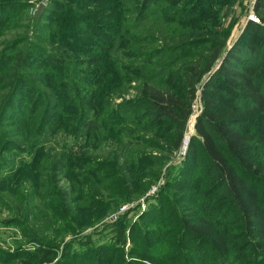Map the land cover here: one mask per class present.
<instances>
[{
	"label": "rangeland",
	"instance_id": "rangeland-1",
	"mask_svg": "<svg viewBox=\"0 0 264 264\" xmlns=\"http://www.w3.org/2000/svg\"><path fill=\"white\" fill-rule=\"evenodd\" d=\"M23 1L26 6L21 5ZM13 2L7 1V5L0 7V50L12 41L24 38L16 49L27 47L32 56L24 68L23 84L16 89V98L0 121V264H17L20 259L31 257L26 249L33 240L43 247L44 251H39L42 256L52 261L44 264L55 261L63 264H69V261L75 264H139V261L166 264L152 257V251L155 253L158 248L152 236L163 228V224L168 226L167 208L156 214L148 209L155 194L171 176V168L176 169L186 156L189 144L186 136L190 140L196 118L202 111L200 87L177 146L176 131L169 119L160 125L143 126L145 121H132L136 119L140 107L110 113L108 106L140 94V82L136 80L140 74V57L136 55L141 54H137L141 47L135 42L140 36L141 26L145 27L152 41L151 45L144 47L145 52L166 47L169 58L177 60L175 69L200 55H207L204 49L209 44H202L197 50L189 49L184 46L189 38L205 36L223 41L224 52L239 38L247 40L244 31L247 22L253 20L250 16L253 14L258 18L253 21L261 22L264 20V7L257 9L256 0ZM41 2L44 7L36 17ZM165 7L173 8L174 12L168 15V11L162 10ZM64 16H67L66 20H62ZM177 16L182 20L191 19L190 25L198 23L203 28L197 33H190L186 29L189 25L175 23ZM125 36L130 40L127 41ZM128 42L133 44L136 53L131 48L132 52L127 50ZM110 44H114L112 51L100 48ZM190 50L195 55H188ZM51 52L64 59L70 67L69 74L76 84L74 94H60L61 82H54L50 87L49 80L64 73V65L48 57ZM163 56L153 62L161 64ZM106 57L109 58L103 63ZM89 58H101V62L89 64ZM127 59L131 65L126 64ZM10 64L12 62H8L7 67ZM215 64L214 68H217L219 62ZM2 65L0 62V71ZM125 74L134 81L126 82L123 79ZM51 89L54 93L49 97ZM93 89L97 91L98 102L97 109L90 108V113L94 115V110H103L106 123H102L98 136H78L75 129L78 108L81 105L86 107L78 101L77 95ZM6 91V88H0V94ZM48 97L54 98L56 103L49 112L46 125L34 131L21 129L28 115V105L32 104L36 108L35 117L39 116L42 99L47 100ZM46 152V157H51L49 161L52 162L67 155L73 156L79 163L91 160L111 162L113 159L116 161L115 168L123 169L120 171L126 183L137 185L150 180V184L143 193H134L129 201L123 203L113 195L102 193L101 200L111 198L112 208L90 207L88 197L80 199L78 194L79 185L89 183L90 175L83 170L77 173L64 169V173L60 174L46 168ZM152 156L163 159H152ZM127 168L132 169L124 172ZM157 168H160L159 175L152 180V171ZM102 173L107 175L104 183H112L108 179L109 171L103 169ZM67 174H72V178L69 176L67 180ZM42 180L49 183L44 188L39 186ZM114 185L116 189L120 188L116 181ZM53 187L60 191H74L69 195L72 201L65 199L64 203L69 207H74L72 202L81 205L75 208L83 211L78 213L79 220L72 219V215L66 216L67 220L60 219L61 215H65L66 208L57 202ZM43 194L47 198L41 200ZM187 249H182V264H210V261L197 257L192 247ZM211 264L216 263L213 260Z\"/></svg>",
	"mask_w": 264,
	"mask_h": 264
},
{
	"label": "trees",
	"instance_id": "trees-1",
	"mask_svg": "<svg viewBox=\"0 0 264 264\" xmlns=\"http://www.w3.org/2000/svg\"><path fill=\"white\" fill-rule=\"evenodd\" d=\"M7 1L15 3L13 0H0V7L7 5ZM23 2L21 5L26 6L25 1ZM256 7H264V0H256ZM172 9L165 7L162 10L168 11L170 15L174 12ZM63 18L62 20H66L67 16ZM191 22V19L182 20L178 16L175 19L179 26L189 25L186 29L190 33H197L203 28L198 23L190 25ZM139 31L140 36L135 45L141 47V51L137 52L141 54L136 55L140 57V74L136 79L140 82V94L110 104L109 112L140 107L136 119L132 121H145L143 126L160 125L169 119L176 131L177 146L199 87L202 101V111L196 118L195 130L190 135L184 160L176 169L171 168V176L155 194L148 209L153 214L162 212L165 208L168 212V226L162 223L163 228L152 236L158 245L156 252L152 251V257L159 263L182 264L183 247L186 251L192 247L197 257L210 261V264L213 260L216 264H264V20H249L244 31L247 40L239 38L224 52L223 41L205 36L189 38L184 45L189 49L197 50L200 45L209 44L204 49L207 55H200L175 69L177 60L169 58V49L166 47L145 52L144 47L151 45L152 41L144 26ZM129 40L128 38L127 41ZM23 41L24 38H19L0 50V62L3 64L0 74H4L0 76V88L7 89L5 94H0V121L16 98V89L23 84L26 75L24 68L32 56L27 47L16 49ZM128 45L127 50L133 49V53H136L133 44ZM100 48L109 52L114 50V44ZM188 53L195 55L192 50ZM161 55H164L161 58L163 62L155 64L153 61L160 60L157 58ZM48 57L64 65V73L49 80L50 87L54 82H61L60 94H74L76 84L69 74L70 67H67L64 59L53 53ZM8 62L12 64L7 67ZM96 62H101V58L87 60L89 64ZM216 62L219 64L214 68ZM126 64L132 63L127 59ZM108 70L111 68L108 67ZM125 75L123 79L126 82L134 81V78ZM53 93L51 89L49 97ZM96 95L95 89L77 95L78 101L83 102L86 107L81 105L78 108L75 122L78 136H98L102 123H106L102 116L103 110H94V115L90 113V108L97 109ZM49 97L47 100L42 99L43 106L39 116L35 117L36 108L32 104L28 105V115L21 129L40 130L46 125L49 112L56 103L54 98ZM46 154L47 152L44 153L46 168L54 169L60 174L64 173V169L77 173L83 170L90 175L89 183L80 184L78 190L80 199L88 197L90 207L112 208L111 198L101 200L102 193L113 195L118 202L123 203L129 201L132 194L143 193L150 184V180L137 185L126 183L121 174L123 169L115 168L116 161L113 159L111 162L91 160L79 163L73 156L67 155L52 162L49 161L51 157H46ZM153 158L163 159L161 156H152ZM103 169L109 171L108 179L112 183H104L107 175L102 173ZM130 169L132 168H127L124 172H129ZM159 172L160 168L152 171V180L158 177ZM69 176L71 179L72 174L66 175L67 180ZM115 181L120 188H115ZM46 184L49 183L42 180L38 185L44 188ZM88 185L90 187L86 188ZM53 188L57 202L66 208L65 215H61L60 219L67 220L66 216L72 215V219L79 220L78 213L83 211L75 208H80L81 205L72 202L74 207H69L64 203L65 199L72 201L69 195L74 191ZM65 194L67 197H64ZM46 198L45 194L41 196V200ZM26 250L31 257L20 259L17 264L52 262L39 252L44 249L36 240L31 241ZM165 253L167 254L163 259ZM207 254L210 255L209 258L205 257ZM51 264L63 263L55 261ZM69 264L75 263L69 261ZM139 264L149 263L139 261Z\"/></svg>",
	"mask_w": 264,
	"mask_h": 264
},
{
	"label": "water",
	"instance_id": "water-1",
	"mask_svg": "<svg viewBox=\"0 0 264 264\" xmlns=\"http://www.w3.org/2000/svg\"><path fill=\"white\" fill-rule=\"evenodd\" d=\"M43 7H44V3H42V2L39 3L38 8H37V12H36V17H38L40 15Z\"/></svg>",
	"mask_w": 264,
	"mask_h": 264
},
{
	"label": "built area",
	"instance_id": "built-area-1",
	"mask_svg": "<svg viewBox=\"0 0 264 264\" xmlns=\"http://www.w3.org/2000/svg\"><path fill=\"white\" fill-rule=\"evenodd\" d=\"M251 17V19H253V20H255V21H257L258 20V18H256L253 14L250 16ZM187 138L186 139H188L187 140V144H188V141H189V137H188V135L186 136ZM186 144V143H185ZM187 146V145H186ZM186 148V147H185Z\"/></svg>",
	"mask_w": 264,
	"mask_h": 264
}]
</instances>
